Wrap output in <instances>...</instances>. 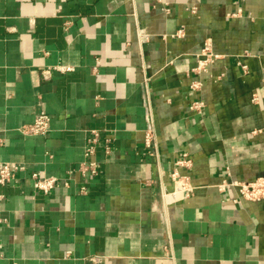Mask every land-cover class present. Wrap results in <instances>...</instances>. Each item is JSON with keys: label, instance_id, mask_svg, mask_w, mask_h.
<instances>
[{"label": "crops", "instance_id": "crops-1", "mask_svg": "<svg viewBox=\"0 0 264 264\" xmlns=\"http://www.w3.org/2000/svg\"><path fill=\"white\" fill-rule=\"evenodd\" d=\"M5 162L25 168L0 184V264H264V199L238 185L264 175V0H0ZM176 168L195 190L167 201Z\"/></svg>", "mask_w": 264, "mask_h": 264}, {"label": "built area", "instance_id": "built-area-1", "mask_svg": "<svg viewBox=\"0 0 264 264\" xmlns=\"http://www.w3.org/2000/svg\"><path fill=\"white\" fill-rule=\"evenodd\" d=\"M183 30H179L177 35L181 36ZM218 57L216 53L212 51L211 43L207 40L203 47L201 48L200 53L197 57V65L193 69L195 72L206 71L209 63ZM244 68H247V65H243ZM61 70H69L70 67L59 66ZM50 71H46L49 73ZM201 82L199 80H194L191 83V88L197 90L200 88ZM258 97H254V100H257ZM204 106L202 100H196L192 103L191 107L194 110H201ZM150 127L145 131V145L152 152L155 148V134L154 128L152 126L151 112H148ZM50 127V116L41 111L37 114L34 123L28 125L24 128V131L31 134H45ZM256 132V131H254ZM101 133L99 130L93 129L91 135L88 138V145L86 147V160L83 161L80 165L79 170L83 173H98V162L93 158L95 155V149L97 144L100 141ZM110 139L106 140V149L109 150ZM177 167H190L191 159L187 153H184L183 156L177 160ZM25 168L24 164H15V163H0V184H8L15 179V172L17 170H23ZM33 186L35 189L48 193L51 191L59 182V178L55 175H48L41 177L37 172L32 173ZM172 179L174 181V189L172 191H164V197L168 201L171 198H186L193 194L195 186L192 185L189 175L182 174L178 168H176L172 173ZM68 184V182H65ZM229 184H235L234 182ZM240 187L241 195L250 200H262L264 199V175L256 177L254 180L244 181L238 184ZM84 187H81L80 191H84ZM5 220V219H4ZM0 221L3 219L0 218Z\"/></svg>", "mask_w": 264, "mask_h": 264}]
</instances>
